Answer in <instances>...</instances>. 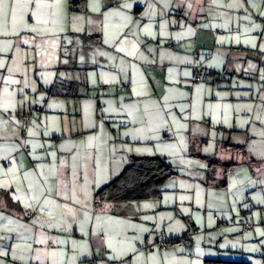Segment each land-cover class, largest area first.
<instances>
[{
    "label": "crops",
    "instance_id": "crops-1",
    "mask_svg": "<svg viewBox=\"0 0 264 264\" xmlns=\"http://www.w3.org/2000/svg\"><path fill=\"white\" fill-rule=\"evenodd\" d=\"M71 1L63 19L49 25L53 32L43 33L47 25L32 18L15 30L9 19L0 31V264H204L207 258L264 264V153L240 155L247 166L235 168L223 185L207 184L191 209H180L184 200H177L161 212V198L139 209L95 202L97 189L132 157L154 156L159 142L202 153L198 142H210L215 109L223 117L230 103L234 118L247 110L244 103L264 99V0H97L93 15L102 21L86 26L90 0ZM105 8L118 14L109 27ZM79 34L101 36L94 56L86 49L77 57ZM50 36L54 71L38 75L29 64L44 68ZM63 46L69 55L61 59ZM198 65L229 79L196 85ZM56 79L84 80L88 96L50 95ZM200 115L211 125L194 119ZM246 122L222 120L214 141L230 138V129L243 133ZM250 156L261 162L247 164ZM246 211L247 230L239 223ZM156 230L171 237L189 231L194 242L161 250ZM202 233L219 236L217 250L202 243Z\"/></svg>",
    "mask_w": 264,
    "mask_h": 264
},
{
    "label": "rangeland",
    "instance_id": "rangeland-1",
    "mask_svg": "<svg viewBox=\"0 0 264 264\" xmlns=\"http://www.w3.org/2000/svg\"><path fill=\"white\" fill-rule=\"evenodd\" d=\"M95 6L97 8L96 11H100L99 10L100 7H98L97 3ZM92 7H93V0H90V12L92 13L89 12L90 14L89 13L85 14V18L87 20H85V24L82 26H86V22L90 24H96L99 21L100 22L102 21V19H100V16H96L95 14L93 15L94 11L92 10ZM116 16H118V14L113 12V9L111 10L110 8H105V10L103 11V20H104L103 25L105 27L107 26L109 27L115 21ZM43 31H44L43 33L53 32L54 27L51 28L49 27V25H47L43 29ZM55 40L56 39L53 36H50L49 38L45 39L44 48H43V53L45 54V57H44L45 59L43 61L44 68H40L39 64H37V67L34 64H29L34 68L32 69V72L37 71L38 75H42V74H48V73L51 74V72L54 71V69H51V67L53 66V64H55V62L53 63L52 61L55 55L53 50L56 49ZM75 45H76L75 50L77 53V57L79 58L84 55L87 47L91 46L90 53L92 56H94L95 51H98V48H96L94 45H91L90 42L84 43L79 37H77V39L75 40ZM68 50H69L68 46L61 47V53L65 55L64 57H61V59L68 57L69 55ZM33 77L34 76L32 75V78ZM32 80L34 79H31V81ZM254 104H258V105H254ZM231 106L232 105L230 103L226 106L227 109L224 112L225 115L223 117H222L223 112L220 109H215L212 113L213 114L212 125L209 122L205 121L201 115L198 116V118H194L199 122H202L207 125H211L209 127V131L212 132L211 134L212 137L210 139V142H209V138L207 141L204 140L203 142H200V141L198 142L199 143L198 148H201L202 156H210V157L217 156V157H221L224 159L233 158L232 155L228 157L226 156V153L224 154V151H220L221 144H217L214 141L215 140V137H213V135L215 134L214 131L216 129H219L218 128L219 124L217 123L221 122L222 120L227 121V123L231 125L235 124L236 122V124L240 125V127H241V121L246 120L247 125L245 126L243 133L238 132V131H233V132L229 131L227 133L228 136L231 137L234 143L245 145L246 149L250 150V152H252L253 154L254 153L256 154L264 153V99H261L260 102L258 103H252L250 105H248L247 103H244L243 108L247 110L245 111L240 110L239 112L237 110L234 118H233L234 112H231L230 114H228L231 111L230 109ZM242 113H245V114H242ZM249 128L250 130H248ZM50 129L53 130L52 127ZM230 130H234V129H230ZM205 131L209 133L207 129ZM157 146H158V152H154L153 150H150L152 151L150 155H157V154L159 155L161 152H168L171 155L168 158V160L170 164L174 167V170L176 171L175 177H173L161 189L162 196H161V199L158 200V202L164 207V209L161 210V212H167L168 210H170L169 208L176 207L175 202L177 200L189 201V203L182 201L181 202L182 204L179 206L180 209H185V208L191 209L192 208L191 201L193 199L194 201H196L197 198H201V193H203V191L206 188V185L208 184L207 177H206V169H207L206 159L202 156L194 155V153L189 154L187 152V154H184L181 144L173 145L171 143H167L166 146H164L163 143L159 142L157 143ZM141 148L142 147L139 148L140 151H143L144 149H141ZM192 151L193 150L191 149V152ZM234 161L238 163L234 167V169L243 168V166H247L241 163L242 162L241 156L235 155ZM233 170H231L228 173V176L232 173ZM150 202L149 201H133V202H121L118 204H120L123 207L130 206L131 209H139L141 205L148 206V204H150L151 206L152 204H156V203H150ZM161 212L159 213L160 219L163 216ZM196 215L197 217H200V212L196 211ZM197 225L201 227L202 230H204V226L202 227L201 224H197ZM151 226L155 227L156 223H153ZM156 233H159V230H156ZM211 235L212 236L209 239L206 233L198 234V236H202V243L206 244L208 248L210 249L212 248V249L217 250V247L219 244V241H217V239H219V236L217 234H214V235L211 234ZM222 245L223 244H221V246Z\"/></svg>",
    "mask_w": 264,
    "mask_h": 264
},
{
    "label": "trees",
    "instance_id": "trees-1",
    "mask_svg": "<svg viewBox=\"0 0 264 264\" xmlns=\"http://www.w3.org/2000/svg\"><path fill=\"white\" fill-rule=\"evenodd\" d=\"M84 1L85 0H80V2H84ZM113 1L114 3L113 4L111 3V5L117 3L115 2V0ZM71 2H74V0H72ZM77 37H79L84 43L90 42L91 45L102 43L101 36L99 34L90 35V36L79 34L75 36V40L77 39ZM90 47H87L88 51H90L91 49ZM196 67L203 68L204 71L210 76L208 79L202 80L201 82L198 83L194 82V84L196 85L203 84L206 81H210L215 85H221L222 83L228 81L229 79V74L227 72H214L213 70H210L208 68L199 65ZM236 78L237 79L235 85L236 87H239L240 77L236 76ZM193 80H194V76H193ZM86 86L87 84L85 83L84 80L68 82V81L56 79L52 83L48 91L49 94L52 96L72 97L78 100H82L88 96V93L85 91L87 89ZM28 127H29V120L26 126L22 128V134L24 137L27 134ZM233 131L234 130H232L231 132ZM220 144L221 147L224 148L225 150H231L233 152V158L224 159L217 156L214 157L202 156V153H200L196 149L194 150V155L202 156L206 159V163H207L206 177L208 184L215 182L218 185H223L224 183H226L228 173L231 170H233L234 167L238 164L237 162L234 161V156L242 155L246 157L249 155L248 153L249 150L246 149L245 145L234 143L231 140V137L226 140L222 139ZM250 157L251 158L248 161V164L251 166H253L256 162H261V159L255 158L253 156ZM15 158H17V156H15ZM6 164L11 165L12 164L11 159L7 160ZM219 169L223 170V174L221 177L217 176ZM175 175H176V171L174 170V167L170 164L168 158L164 156H160V155L134 156L131 158L130 162L124 167V169L118 176L114 177L107 184L97 189L95 193V202L96 204H101V203H121V202L147 201V200L160 199L162 196L161 194L162 187L165 186L173 177H175ZM216 219L218 220L219 217L216 216ZM229 223L233 224L234 222L229 221ZM192 230H195V227H193ZM163 233L165 234L164 231L159 232V240L161 239V234ZM165 235L169 236L168 234ZM169 237L174 240V243L171 246L179 245L178 240L180 239H187V242L183 246L191 244L190 241L191 232L189 231L180 236H175V237L169 236ZM138 248L140 249L141 247H139L138 245ZM204 264H251V263L247 261H231V260L207 258L204 260Z\"/></svg>",
    "mask_w": 264,
    "mask_h": 264
},
{
    "label": "snow or ice",
    "instance_id": "snow-or-ice-1",
    "mask_svg": "<svg viewBox=\"0 0 264 264\" xmlns=\"http://www.w3.org/2000/svg\"><path fill=\"white\" fill-rule=\"evenodd\" d=\"M96 2L93 0V11L97 10ZM65 4L66 0H0V31L8 27L9 19L13 30L24 27L27 18L38 24L56 25L65 16Z\"/></svg>",
    "mask_w": 264,
    "mask_h": 264
},
{
    "label": "built area",
    "instance_id": "built-area-1",
    "mask_svg": "<svg viewBox=\"0 0 264 264\" xmlns=\"http://www.w3.org/2000/svg\"><path fill=\"white\" fill-rule=\"evenodd\" d=\"M210 76L204 71L203 68H195V74H194V82L198 83L202 80L208 79ZM247 211L243 212V217L239 220V223L244 227L245 230L250 229V225L246 221V215ZM232 222V221H231ZM190 239V238H189ZM191 243L194 242V239L191 237L190 239ZM187 242V239H180L178 240L179 245L183 246ZM174 243V240L171 239L169 236L165 235L164 233L161 234V239L159 241L160 248L162 250H167L170 248V246ZM141 247V245H139Z\"/></svg>",
    "mask_w": 264,
    "mask_h": 264
}]
</instances>
